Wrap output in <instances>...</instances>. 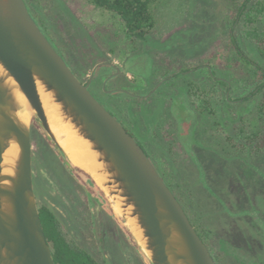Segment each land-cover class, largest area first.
<instances>
[{
    "label": "rangeland",
    "instance_id": "obj_1",
    "mask_svg": "<svg viewBox=\"0 0 264 264\" xmlns=\"http://www.w3.org/2000/svg\"><path fill=\"white\" fill-rule=\"evenodd\" d=\"M25 1L75 74L85 83L92 77L95 96L146 148L218 264H264V151L232 153L214 131L220 119L226 125L253 116L264 96L245 98L254 83L229 39L228 26L238 28L245 0H165L156 7V28L133 52L124 47L111 14L89 0ZM237 39L264 68L255 44ZM209 64L230 89H222L223 101L213 111L188 95L191 81L211 82ZM31 137L38 206L55 213L67 239L100 263L109 257L113 264H149L108 203L129 237L115 256L107 210L35 118ZM134 250L139 257H131Z\"/></svg>",
    "mask_w": 264,
    "mask_h": 264
},
{
    "label": "water",
    "instance_id": "obj_2",
    "mask_svg": "<svg viewBox=\"0 0 264 264\" xmlns=\"http://www.w3.org/2000/svg\"><path fill=\"white\" fill-rule=\"evenodd\" d=\"M89 85L46 36L25 0H0V264H56L34 188V118L67 164L88 184L91 179L95 192L100 190L124 219L149 264H217L144 148ZM40 88L89 144L97 175L67 154L52 129ZM18 92L29 106L28 122L19 115ZM12 144L18 154L5 172V153Z\"/></svg>",
    "mask_w": 264,
    "mask_h": 264
},
{
    "label": "trees",
    "instance_id": "obj_3",
    "mask_svg": "<svg viewBox=\"0 0 264 264\" xmlns=\"http://www.w3.org/2000/svg\"><path fill=\"white\" fill-rule=\"evenodd\" d=\"M164 1L89 0L98 9L111 14L110 19L117 24L119 36L124 37V47L132 52L135 51L138 41L147 40L148 35L156 28V7ZM32 16L36 20L33 14ZM236 18V21H239L238 30L232 27L233 24H229V39L234 45L233 54L235 59L237 61L242 60L243 64L241 67L245 68L249 81L254 83L251 94L245 97L249 99L264 92V80H260L264 77V68L248 58L241 48L237 36L245 37L255 44L256 50L264 58V0H245L242 6L238 8ZM40 27L45 33V29L41 25ZM209 65L212 69L206 70L209 71L210 75L212 71V75L210 76L211 82L191 81L188 86V95L193 104L213 111L217 107L214 105H218L223 101L222 89L225 88L226 91L230 89L225 80L216 78L213 66ZM225 120L224 118L216 121L214 131L219 140L232 153L256 154L257 152L264 151V96L253 116L241 118L234 122H226V125L231 126L232 130H228L225 127ZM146 152L150 156L148 151ZM88 182L95 192L92 187L95 186L94 182L91 179ZM99 192L101 194L96 192L95 194L103 196L100 190ZM39 210L44 231L51 245L56 264H99L87 251L67 239L54 212L47 207H39ZM194 227L206 243L203 233L195 224ZM207 246L218 264V259L215 257L213 249L211 246Z\"/></svg>",
    "mask_w": 264,
    "mask_h": 264
},
{
    "label": "bare ground",
    "instance_id": "obj_4",
    "mask_svg": "<svg viewBox=\"0 0 264 264\" xmlns=\"http://www.w3.org/2000/svg\"><path fill=\"white\" fill-rule=\"evenodd\" d=\"M40 94L47 114L51 122L52 129L58 135L61 144L66 150L71 160L78 166L96 174V162L92 160L94 154L89 148V144L82 137L78 136L72 125L64 122L62 116L58 112L56 105L53 103L51 95L40 88ZM21 110L19 112L20 117L28 122L31 118V112L26 102V98L21 94H16ZM18 154V146L12 144L5 153L4 163L5 172H10V166L13 164ZM99 181V179H97ZM116 212L119 214L120 211L115 207ZM122 219V218H121Z\"/></svg>",
    "mask_w": 264,
    "mask_h": 264
},
{
    "label": "flooded vegetation",
    "instance_id": "obj_5",
    "mask_svg": "<svg viewBox=\"0 0 264 264\" xmlns=\"http://www.w3.org/2000/svg\"><path fill=\"white\" fill-rule=\"evenodd\" d=\"M109 81V80H108ZM85 83V82H84ZM87 83H89V88L90 91L93 93V95L95 96V93L93 92L91 86H92V79H90ZM96 97V96H95ZM97 98V97H96ZM98 99V98H97ZM99 100V99H98ZM114 116H116L111 110H109ZM118 120H120L118 117H116ZM121 121V120H120ZM122 123V122H121ZM123 124V123H122ZM129 131V130H128ZM131 133V131H130ZM133 135V134H132ZM134 136V135H133ZM135 137V136H134ZM135 139L139 142V144L144 148L143 144L135 137ZM145 152L147 151L146 148H144ZM147 153V152H146ZM150 157V156H149ZM151 159V158H150ZM152 160V159H151ZM79 177V176H78ZM81 184L84 186V188H86L87 190L90 191V195L91 196H95V199L97 200V202L104 208L106 209V213H109V215L111 216L110 219L112 221V228H111V236L114 239V248H115V256L117 255V257L119 258L121 256V251H122V247H121V243L122 241H129V237H128V233L126 232V230L124 229V227L119 223V220L116 218V216L113 215L112 210L109 207L108 201L106 199H104V196L101 195H97L95 194V192L93 190H91L89 184L87 182L82 183V181H80ZM103 197V198H102ZM108 215V214H107ZM108 215V216H109ZM121 229V231H120ZM124 235V238L122 237V234ZM110 237V235H109ZM106 241V240H105ZM79 246V245H78ZM104 248L106 249L105 244H103ZM80 247V246H79ZM82 248V247H81ZM84 249V248H83ZM105 249L103 252H105ZM85 250V249H84ZM86 251V250H85ZM136 250L133 251V253L131 254L132 258H135L136 256H138V253L136 254L135 252ZM88 252V251H87ZM89 253V252H88ZM90 254V253H89ZM104 254V253H103ZM123 254V253H122ZM91 255V254H90ZM92 256V255H91ZM93 257V256H92ZM94 258V257H93ZM94 260H96L99 264H104V263H100L99 260H97L96 258H94ZM106 264H113L112 259L109 257H106ZM123 264V263H122Z\"/></svg>",
    "mask_w": 264,
    "mask_h": 264
}]
</instances>
